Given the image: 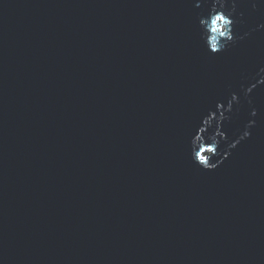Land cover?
I'll use <instances>...</instances> for the list:
<instances>
[{
  "label": "water",
  "instance_id": "95a60500",
  "mask_svg": "<svg viewBox=\"0 0 264 264\" xmlns=\"http://www.w3.org/2000/svg\"><path fill=\"white\" fill-rule=\"evenodd\" d=\"M212 3L0 0V264H264V0H227L216 55ZM232 93L205 171L191 136Z\"/></svg>",
  "mask_w": 264,
  "mask_h": 264
},
{
  "label": "clouds",
  "instance_id": "9594fccd",
  "mask_svg": "<svg viewBox=\"0 0 264 264\" xmlns=\"http://www.w3.org/2000/svg\"><path fill=\"white\" fill-rule=\"evenodd\" d=\"M255 7L256 5L253 4V8ZM236 14L235 3L232 4L231 8H228L227 0H213L208 15L200 19L201 41L210 54H219L228 49L230 45L235 44L237 40L244 38L233 35L234 17ZM261 27H264V25H261ZM257 75L260 76V79L256 83L250 84L247 88L241 87L246 99L258 85H264V68H261ZM248 103L251 104L250 99ZM239 104L240 98L236 93L231 94L226 104L217 102L215 111L209 110L208 114L202 118V123L195 129L194 135L191 136L190 158L194 164L203 170L213 171L217 168L218 163L213 162L218 156L217 149L222 141L227 142L226 134L221 131L222 125L225 121L231 119L230 114L233 111V106ZM256 115L257 112L253 109L251 116L255 117ZM254 126L255 120H250L239 138L227 144L225 159L231 149L236 148L241 141L250 138L251 132L249 130Z\"/></svg>",
  "mask_w": 264,
  "mask_h": 264
}]
</instances>
